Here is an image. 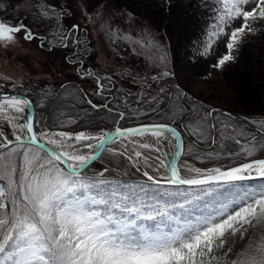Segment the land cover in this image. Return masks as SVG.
Here are the masks:
<instances>
[{"label":"snow or ice","instance_id":"obj_1","mask_svg":"<svg viewBox=\"0 0 264 264\" xmlns=\"http://www.w3.org/2000/svg\"><path fill=\"white\" fill-rule=\"evenodd\" d=\"M220 3V24L216 26L219 32L224 31L221 25L229 20L243 22L231 31L226 44L229 52L214 67H223L234 58L231 50L246 28L251 31L249 21L264 19V0H220ZM59 7L58 3L50 2L41 13L42 18L56 20L63 15L57 13ZM78 28L74 24L69 32H64L58 26L62 46L79 42ZM21 32L25 40L38 38L23 23H0V42H13ZM97 86L98 90L103 87L99 79ZM176 88V99L187 101L188 95L179 86ZM30 103L14 95L0 96L3 119L23 134L14 132L10 137L0 129V264H198L197 257L199 264H212L216 248H224L226 241L237 233L242 236L254 224L264 223V159L242 162V153L252 155L250 147L240 151L229 149L227 155L236 157L231 166L188 168V175L182 176L175 160L181 148L176 128L152 125L117 129V136L150 133L157 137V142L167 129L178 141L177 151L167 163L156 156L152 164H147L143 182L122 179L119 174L113 176L108 169L104 170L107 176L103 172L89 176L86 166L98 157L81 154L80 149L95 148L98 154L109 151L106 145L112 137L107 133L99 137L83 132L74 136L62 131L53 133L58 139L50 138L49 144L62 148L67 144L72 151L53 150L49 154L38 144L47 134L34 127L32 116L26 111ZM86 103L99 107L90 100ZM178 107L182 114L185 109L182 105ZM212 114L210 110L193 125H184L197 137V143L214 142L218 124L208 119ZM123 117V113L116 115L117 120ZM20 119L24 122L15 123ZM240 135L248 145L253 141L259 144L264 140V125L252 130L251 135ZM228 138L235 145L241 144V139L233 134ZM93 140L95 145L90 143ZM33 144L37 147L33 148ZM139 147L153 148L148 143ZM134 155L139 158L143 153L136 151ZM149 159L144 156L145 163ZM161 169L165 171L162 173ZM229 253L231 247L223 255ZM233 255L236 258L231 264H264V238Z\"/></svg>","mask_w":264,"mask_h":264},{"label":"rangeland","instance_id":"obj_2","mask_svg":"<svg viewBox=\"0 0 264 264\" xmlns=\"http://www.w3.org/2000/svg\"><path fill=\"white\" fill-rule=\"evenodd\" d=\"M15 1L17 3L15 10L7 12L10 13L7 14V17L12 15L13 19L6 21L5 16H0V23H9V25L10 23L13 25L23 23L38 38L25 40L23 32H21L16 34V39L13 42H0V90L26 93V88L36 82L43 84L48 82L58 83L72 78L78 79L79 76L81 83L88 82L90 75H87L89 72L84 70L82 64L90 57L87 56L84 61L74 59V56L68 53L70 50L62 46L64 42L58 39L57 28L53 29V37L46 36V33L51 31V29L49 31V28L52 26L58 27V24L59 29L64 32H69L74 24L79 25V28L87 27L94 40V47H91V49L93 52L95 50L94 57L96 56V60L101 65L102 76H108L110 79L114 77V81L119 83L124 81L138 83L143 89H146L145 94L149 90V92L156 93L159 90L156 88L157 86L167 88L170 81L174 80L173 85L175 87L179 86V89L191 98L189 101L197 103L195 110L190 112L189 125H193L200 116L206 115L210 110L212 111L214 117L209 120L218 124V132H215L214 142L211 145L202 143L205 147L201 150V158L206 157L208 154L216 155V157L228 156L229 149L240 151L243 147H250L252 155L242 153V161L258 157L253 154L259 152L261 145L264 146V140H261L259 144L253 141L252 145H248L240 134L251 135L252 130L257 127L254 126L252 129L245 126V122L248 120L247 117L251 118L250 115L252 114L250 113L260 116L264 113V109L257 105L255 107L259 109L258 112H252L245 107L244 103L238 98V92L233 85V81H229L224 73L225 68L231 61L237 62L239 60L241 39L243 37L248 38L249 32L264 29V19L249 21L251 31L246 28L231 50V55L234 58L226 62L223 67H214L218 60L229 52L226 44L231 31L239 28L243 22L242 19L229 20L226 24L221 25L224 31L219 32L216 26L220 24L221 8L212 15L213 18L207 26L208 30L204 39L194 44L190 53L180 55L179 62L174 65L170 53L169 36L165 32V24L160 28L157 27L150 18L131 13L118 0ZM50 2L58 3L60 7L56 11L57 13H63V15H58L56 20L47 17L42 18L41 16V13L48 8ZM213 32H216V35H212ZM258 44L261 49H256L255 54L264 57V39ZM61 46L62 48H60ZM81 56V54L78 55V57ZM162 73H168L169 75H162ZM111 84V81L107 82L106 85L104 84L103 89L110 87ZM140 90L142 91V88ZM261 92L264 93V91ZM261 92L255 98L253 97L249 104L264 105L263 100L256 103V100L261 96ZM151 95L155 96L156 94ZM195 97L199 100L194 99ZM178 105H180V102L176 98L171 100L168 107L159 114L157 119L148 121L175 122L181 114ZM238 112L246 116L244 121H239L240 124L232 117V114ZM12 115L23 116L24 114L14 113ZM252 119H254L253 121L258 125V128L264 125V116L252 117ZM15 123L19 124L23 121L20 119ZM0 128L3 129L5 135L10 137L14 132L22 134L3 119V114H0ZM181 129L184 132V129ZM90 132H95V130H90ZM184 133L186 136L185 153H188L196 148L197 144L189 140L186 130ZM229 134L241 139V144H233L232 140L228 138ZM217 135H219V139H216ZM54 139H58V137H54ZM93 142L95 143V140L90 143ZM67 143H72V141ZM141 143H148L153 148H141L139 147ZM32 147L36 148L37 146L32 145ZM64 147H67V144ZM108 148L124 150L138 167L146 171L148 170L147 164H152L156 156L164 159L167 163L165 152L171 155L175 145L171 148L167 138L164 142L159 138V142H157V137L153 135L148 137L127 136L126 139L113 142ZM155 148H159L160 151L156 152ZM88 151H90L88 148H81L80 150L81 154ZM136 151L143 153V156L137 158L134 155ZM40 155L44 156V152L41 151ZM144 156L150 157L147 163H145ZM232 158L235 159L236 157ZM180 163L182 166L181 171L183 170L182 173L185 175H188L186 171L188 168L203 170L221 166H201L188 157H184ZM62 167L64 166L62 165ZM164 171V169H161L162 173Z\"/></svg>","mask_w":264,"mask_h":264},{"label":"trees","instance_id":"obj_3","mask_svg":"<svg viewBox=\"0 0 264 264\" xmlns=\"http://www.w3.org/2000/svg\"><path fill=\"white\" fill-rule=\"evenodd\" d=\"M118 1L125 5L131 13L150 18L154 25L159 28L165 24V32L169 36L170 53L174 65L179 62L180 55L190 53L193 45L204 39L208 30L207 26L213 18L212 15L222 8L220 0ZM16 4L15 0H0V16H5L6 21L12 20V15L7 17V14H10L7 12H13ZM10 25L13 24L10 23ZM55 28L58 27L52 26L49 28V31L50 29L51 31L47 32L46 36L53 37V29ZM248 34V38L243 37L241 39L239 60L237 62L231 61L225 68L224 74L227 75L229 81H233V85L238 92V98L244 103L245 107L252 112H258L259 109H256L255 106L258 105L264 109V105H251L249 101L253 100L252 98H255L259 92L264 91V57L255 54L256 49H261L258 42L261 43L262 39H264V29H259L257 32H249ZM76 35L79 38V42H73L67 47L70 50L68 53L73 55L74 59H81V61H84L87 56L90 57L82 64L84 70L91 74L89 76L90 79L86 83L80 82V76L78 79L72 78L58 83L48 82L43 84L36 82L26 88V93L33 97L39 111L36 115L38 129L104 130L113 128L116 125L155 120L160 113L165 111L169 102L176 98L177 88L173 85L174 80L170 81L167 88L157 86L156 88L159 90L156 93L149 92V90L145 94L146 89H143L138 83L135 84L132 81L119 83L114 81V77L110 79L108 76H102L101 65L96 60V56L94 57L95 50L93 52L91 49V47H94V40L88 28H78ZM79 54L83 57H78ZM149 64L151 63L149 62ZM97 79L103 86L110 81L112 84L106 89L102 87L98 90ZM151 94L156 95L152 96ZM190 99L188 97L187 101L178 100L180 105H182L181 103L185 104L182 105L185 111L175 121L184 129V132L186 130L189 140L197 144L196 148L185 153L184 156L191 158L201 166H230L236 161V158L228 156L216 157V155L212 154H208L204 158L200 157L201 150L205 147L204 144L197 143V137L190 134L189 128L184 127V125H189L190 112L195 110V105H197L195 101H189ZM194 99L198 98L195 97ZM258 99L256 103L264 101L263 92H261V96ZM86 100H90L93 105H99V107L93 108L86 103ZM104 105H107V108ZM118 112L124 114V117L119 120L116 119ZM250 114H252L250 115L251 118L247 117L248 120L245 122V126L250 128L256 126L257 128L254 129H258V125L253 121L252 117L264 116V113L260 114V116L255 113ZM213 117L214 115L212 114L208 119ZM232 117L234 118L233 120L236 119L238 122L244 121L246 118L239 112L232 114ZM108 149L109 151H104L97 160L86 167L87 175L92 176L103 172L107 176L108 172H104V170L108 169L113 172V176L119 174L122 179L137 182H143L146 179L142 176L145 170L139 168L123 150ZM262 150H264V146L261 145L259 152L253 155H262ZM82 172H85V170ZM258 182L246 181L245 183ZM261 238H264V223L254 224L242 236L237 233L236 236L225 242L224 248L215 249L214 255L216 259L212 261V264H231V260L236 258L233 253L242 251L250 243L257 242ZM229 247L232 248V253H229L228 256L223 255L224 251ZM204 260L207 262L208 257H205ZM197 261L199 264L200 257H197Z\"/></svg>","mask_w":264,"mask_h":264},{"label":"water","instance_id":"obj_4","mask_svg":"<svg viewBox=\"0 0 264 264\" xmlns=\"http://www.w3.org/2000/svg\"><path fill=\"white\" fill-rule=\"evenodd\" d=\"M4 94L10 95V96L14 95V96H17L20 99H28L31 102L29 107H28V109H26V110H27L28 113L31 114L34 127L37 128V126H36V123H37L36 114L38 112V109H37V106H36V103H35L34 99L28 93H25V92H22V91L0 90V96H2ZM22 121H23V119H22ZM152 125H167L170 128H176L177 129V135L180 136L181 148L179 150L180 154L175 156V160H176L177 168L180 169V161L182 159H184V152H185V147H186V137H185V134H184L183 130L180 127H177V124L174 123V122H168V121H145V122H139V123L128 124V125H123V126L116 125L114 128H109V129H107L105 131L90 132L89 129H82L81 131H87L89 134H86V135H92V136H96V137H99V136L103 135L104 133H107L109 136L112 137L111 141L106 145V147H110V145L113 142L117 141L115 139L116 137H118L116 135L117 129H120V130L123 131V130L134 129V128L135 129H139V128H142V127H145V126H152ZM48 129H52V128H44L42 131H47ZM52 130H54L56 133H59V132L62 131V132L68 133L71 136H74L75 134L80 133L79 130H72V129H66V128H55V129H52ZM165 131H167V129H165L164 132ZM38 132H39V130H38ZM20 135H23V134H20ZM122 137H127V136H122ZM177 142L178 141L176 140V143ZM38 144L41 145L44 149H47L49 154H51L53 150H55L56 152H62L61 151L62 149L58 148L55 145L49 144L47 140L41 139V140L38 141ZM95 144H96V141H95V143L93 145H95ZM33 145H36V144H33ZM176 151H177V149L175 147L173 149V151H172L173 154L169 155L167 152H165V155H166V158H167V162L169 160H172L173 155H174V153ZM102 153L98 154V153L95 152V148H92V149H90V153L88 155H96L99 158L102 155ZM97 159L90 160L86 167H88L93 161H95ZM254 159H264V156L253 157V158H250L248 160H244L242 162H248L249 160H254ZM64 167H66V166H64ZM181 175L183 176L184 174L181 172Z\"/></svg>","mask_w":264,"mask_h":264},{"label":"bare ground","instance_id":"obj_5","mask_svg":"<svg viewBox=\"0 0 264 264\" xmlns=\"http://www.w3.org/2000/svg\"><path fill=\"white\" fill-rule=\"evenodd\" d=\"M27 111V110H26ZM15 112H11V114H14ZM39 132H42V133H46L47 135L46 136H44L42 139H44V140H49L50 138L51 139H54V137L55 136H53V133H56L54 130H52V129H48L47 131H39ZM79 132L81 133V132H83L84 134H89L87 131H81V130H79ZM151 134L150 133H148V134H145V135H143V137H148V136H150ZM135 137H141V135H136ZM161 140L164 142L165 140H166V138L169 140V144H170V146H171V148L172 147H174V145H176V139H175V137L171 134V133H169L168 131H165L164 132V135H162L161 137ZM117 141L118 140H120V139H126V137H122V136H118V137H116L115 138ZM92 144H94V142L92 143ZM55 146H57L58 148H60V149H62L61 151H70L71 149H69L68 147H60L59 145H55ZM72 151V150H71ZM89 152L90 151H88L87 153H83V154H86V155H88L89 154ZM173 154V153H172ZM180 167H182L181 165H180ZM209 169V168H208Z\"/></svg>","mask_w":264,"mask_h":264}]
</instances>
